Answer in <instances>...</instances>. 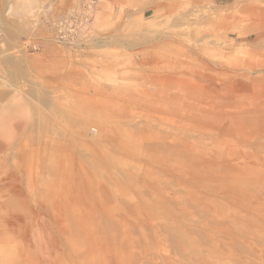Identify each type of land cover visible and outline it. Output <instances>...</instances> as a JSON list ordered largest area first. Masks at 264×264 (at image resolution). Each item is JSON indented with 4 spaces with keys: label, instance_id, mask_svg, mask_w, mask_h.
<instances>
[{
    "label": "rangeland",
    "instance_id": "obj_1",
    "mask_svg": "<svg viewBox=\"0 0 264 264\" xmlns=\"http://www.w3.org/2000/svg\"><path fill=\"white\" fill-rule=\"evenodd\" d=\"M0 31V264H264V0H0Z\"/></svg>",
    "mask_w": 264,
    "mask_h": 264
},
{
    "label": "bare ground",
    "instance_id": "obj_2",
    "mask_svg": "<svg viewBox=\"0 0 264 264\" xmlns=\"http://www.w3.org/2000/svg\"><path fill=\"white\" fill-rule=\"evenodd\" d=\"M147 10H148V9H147ZM147 10L144 11V15H145V12H146ZM0 32H1V31H0ZM198 39H199V38H198ZM107 116L110 117V115H108V114H107ZM261 264H262V263H261Z\"/></svg>",
    "mask_w": 264,
    "mask_h": 264
}]
</instances>
